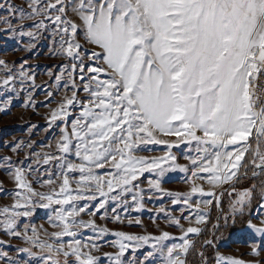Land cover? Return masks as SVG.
I'll list each match as a JSON object with an SVG mask.
<instances>
[{
    "label": "snow or ice",
    "instance_id": "6c2138e0",
    "mask_svg": "<svg viewBox=\"0 0 264 264\" xmlns=\"http://www.w3.org/2000/svg\"><path fill=\"white\" fill-rule=\"evenodd\" d=\"M0 10V32L28 52L46 39L60 61L37 84L27 60L0 59V113L23 94L24 107L47 109L51 137L41 151L30 139L6 145L15 160L0 156L15 184L0 208V264H189L193 252L208 264L192 237L213 210L203 248L215 249L216 233L254 201L264 214V0H4ZM176 172L183 193L164 187ZM41 210L47 227L35 222ZM145 211L157 233L108 227H143L132 213ZM247 227L258 259L217 251L216 264H264V218Z\"/></svg>",
    "mask_w": 264,
    "mask_h": 264
},
{
    "label": "rangeland",
    "instance_id": "374dc122",
    "mask_svg": "<svg viewBox=\"0 0 264 264\" xmlns=\"http://www.w3.org/2000/svg\"><path fill=\"white\" fill-rule=\"evenodd\" d=\"M4 0H0V3H3ZM13 3L23 6L24 0H12ZM6 13L3 10H0V16L5 15ZM4 28L3 24H0V29ZM26 39V38H25ZM24 43L17 39H9L7 34L4 32H0V59H4L9 62L11 65L15 63L18 68L20 63L24 60H27L29 65L34 66V71L37 73V84H43L47 81V76L44 74L49 68H55L56 65L60 63L59 60H54L49 55V44L48 41L41 40L37 47L32 50V52H28L23 50ZM37 101L44 100V94L41 91H38L36 94ZM5 99V94L0 93V101ZM24 96L21 94L20 97L14 98L13 102L10 106V109L5 113H0V156H8L12 155L13 160L17 157L15 154L10 152L9 147L6 145H11L16 141H25L28 142L30 139L35 141L34 148L36 151H41V144L46 143L51 139L49 134L44 133L43 129L46 126V121L44 116L47 112V109L43 107L41 104H37L35 111L31 107L23 106ZM35 124L38 127L36 129H31L30 125ZM154 147L155 155H161V149L163 146H152ZM184 150V146H181V151ZM28 152L27 148H24L20 154L19 159L23 160L25 154ZM148 154V153H144ZM181 162H183L181 160ZM148 174H145L147 177ZM183 174L181 173H170L168 177H166V183L164 187L174 191L181 192L188 190V185L183 183L182 180ZM144 181L143 186L147 187L146 179L142 178ZM0 182H3L4 191L0 192V208L5 206H10L12 204V192L15 190V184L11 177L7 175L6 172L0 170ZM242 185L247 186V182L242 181ZM161 201L153 200L148 204V207L155 209L160 205ZM163 203L166 207L171 208L170 200L168 197H165ZM224 209L227 211L228 209V199L224 200ZM46 213L41 210L35 216V222L37 224H45L47 227L44 217ZM139 215L143 221V227L140 226H128L125 224H113L109 223L108 227L113 230H123L131 233L145 234L147 233H157V228L153 225L151 217L154 215V212H143V213H132V216ZM175 215H179V211L175 212ZM218 215L217 210H213L210 222L207 225V231L203 233V235L199 237H192L195 241L196 249L202 250L205 253V256L208 258V264H216V255L217 251L223 256H231L234 258L243 259L245 261H251L254 258L251 256L250 252V244L249 242L254 239H258V237L247 227V220L251 219L252 222L256 225H260L261 219L264 218V214H257V203L254 201L251 206V212L246 213V216L243 220H238L234 226L229 227H221L220 231L216 233L218 237H221L217 241L216 248H203V240L211 239V231L213 224L216 222V217ZM161 228H165L163 219L158 221ZM187 223L185 222V227H187ZM165 230L173 233L176 236H179V231L174 227H167ZM115 237L109 236L105 241V250L111 251L112 249L108 247V243L114 240ZM19 241L13 240L12 244L17 245ZM14 254V253H13ZM189 264H201L200 257L193 252L188 257Z\"/></svg>",
    "mask_w": 264,
    "mask_h": 264
}]
</instances>
